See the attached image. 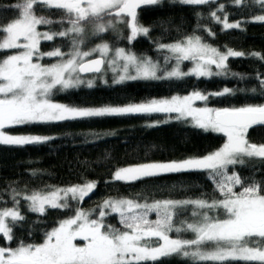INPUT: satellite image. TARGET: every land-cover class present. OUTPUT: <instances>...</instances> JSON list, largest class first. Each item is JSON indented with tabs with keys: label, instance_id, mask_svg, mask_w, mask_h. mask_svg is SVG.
<instances>
[{
	"label": "snow or ice",
	"instance_id": "snow-or-ice-1",
	"mask_svg": "<svg viewBox=\"0 0 264 264\" xmlns=\"http://www.w3.org/2000/svg\"><path fill=\"white\" fill-rule=\"evenodd\" d=\"M164 0H21L10 8L18 13L0 26V51L16 50L13 54L0 57V145L26 146L43 144L53 137L38 134L12 135L6 128L48 122L87 120L111 116L176 113L175 119L191 118L193 126L206 131L223 133L226 142L217 150L202 156L180 160L152 161L120 167L112 179L134 183L165 174L205 171L215 181L220 199L145 200L120 198L107 199L99 207L97 218H92L97 209L85 210L74 207L70 201L81 204L97 187V182L49 190H33L20 193L12 189V207L0 208V234L9 246H0V264H146L157 262L173 255L191 257L197 261L259 262L264 264V179L242 178L239 172L229 173V166H245L246 161H264V143L249 141L248 132L254 126H264V103L246 104L241 107H194L197 100L207 102L209 96L233 94L225 87L215 93L193 91L185 96L170 99H152L142 103L126 105H103L98 107L73 106L53 100L55 92L93 87L95 79L82 78L84 73H101L107 64L117 73L114 83L127 80H160L227 75V61L230 57H243L244 52L219 49L204 43L198 35L185 36L171 43H159L160 50L170 55L164 57L165 64L175 61L171 70L151 57H141L123 48H113L104 41L87 51L82 50L86 26L91 34L100 36L110 30H117L118 24H125L130 30L126 39L136 41L148 37L151 26L140 23L138 10L148 6L162 5ZM185 5H208L213 0H177ZM240 5L244 0H233ZM264 9V0H254ZM37 5L46 9L60 10L63 18L50 19L37 15ZM42 8L41 10H44ZM220 4L210 16L223 25V29H240L247 21L228 22L227 15L221 19L217 12H223ZM252 22H264V15L253 17ZM67 23L60 31H39L40 25ZM210 35L211 30H208ZM56 37L71 38L68 52L59 47L48 52L40 51L41 41H53ZM98 57L90 59L94 54ZM264 60V55L251 53ZM34 57L36 58L34 62ZM44 57L58 58L55 63L43 64ZM184 61H192L193 67L185 72ZM217 69L215 72L212 66ZM235 75V74H234ZM107 83V81H105ZM264 89V78L260 79ZM252 91H256L252 89ZM167 123V121H164ZM160 122L149 124L155 127ZM239 186L240 191H236ZM21 200L29 212L45 215L49 209H70L74 215L60 220L58 226L45 232L42 243L19 241L13 228L25 221L21 212ZM194 206L196 220L182 222L175 227L174 218L187 206ZM111 213L119 214L117 228L105 223ZM202 210V211H201ZM215 211L217 215H209ZM151 213L156 219L150 220ZM223 216V218H221ZM175 231H191L194 239L172 238ZM84 241L77 243V239ZM155 241V243H153ZM211 244V247L205 245Z\"/></svg>",
	"mask_w": 264,
	"mask_h": 264
},
{
	"label": "trees",
	"instance_id": "trees-1",
	"mask_svg": "<svg viewBox=\"0 0 264 264\" xmlns=\"http://www.w3.org/2000/svg\"><path fill=\"white\" fill-rule=\"evenodd\" d=\"M21 0H0V26L18 17L15 9L5 10ZM214 2L208 5H185L177 0H164L162 5L148 6L138 10L139 20L145 26H151L148 37L140 36L129 42L126 37L129 29L125 24H118L117 30H110L100 36L91 34V26H86L85 42L82 49L92 48L106 41L112 47H123L140 55L158 56L162 53L159 43H171L185 36L198 35L204 41L225 51L233 49L244 52L243 57L228 59V74L212 77L195 75L183 78L160 80H130L122 83L97 84L93 87L80 86L67 91L55 92L53 100L73 106L98 107L103 105H126L152 98L190 94L193 91L215 93L225 87L233 89V94L209 96L207 102L197 100L196 107L214 108L241 107L246 104L264 103V89L260 79L264 78V60L251 55H264V22L247 21L240 29H223L210 12L214 11ZM37 15L50 19L63 18L60 10L46 9L37 5ZM44 8V10H41ZM226 11L230 19H243L264 9L254 0H245L242 4H228ZM68 24L41 26L46 31H60ZM213 35H210L208 30ZM59 47L68 52L71 38L56 37L53 41H41L40 51L48 52ZM16 50L0 51V57L13 54ZM58 58L44 57L43 64L55 63ZM190 62V61H185ZM235 74V75H234ZM255 89L256 91H252ZM171 119L149 127L167 113L135 114L70 120L62 122L35 123L8 128L21 134L51 136L53 139L36 145L9 146L0 145V208L12 207V189L20 193L33 190H49L97 182L96 189L81 204L70 202L74 207L98 209L107 199L128 198L139 200L162 199H220L215 181L209 179L207 172H184L165 174L134 183L111 180L116 169L128 165L151 161L180 160L192 156H202L220 148L226 142L223 133L206 131L193 126L188 119ZM252 143H264V126H254L248 132ZM240 173L242 178L264 179V161H246L245 166H229ZM236 191H240L239 186ZM190 205L180 211L189 214ZM21 212L25 221L13 228L14 239L10 246L16 247L19 241L42 243L44 234L58 226L60 220L74 215L70 209H49L45 215L29 212L25 201L21 200ZM180 213L174 218L178 222ZM96 215V216H95ZM98 214H94L93 218ZM156 213H151L150 220H155ZM106 224L117 228L119 214L113 213L105 218ZM172 238H183L179 233H170ZM188 239H194L188 236ZM155 243V241H153ZM0 246H9L0 234ZM211 247V244L205 245ZM146 264H219L213 261H197L191 257L173 255L157 262ZM223 264H259V262L226 261Z\"/></svg>",
	"mask_w": 264,
	"mask_h": 264
},
{
	"label": "rangeland",
	"instance_id": "rangeland-1",
	"mask_svg": "<svg viewBox=\"0 0 264 264\" xmlns=\"http://www.w3.org/2000/svg\"><path fill=\"white\" fill-rule=\"evenodd\" d=\"M245 1V0H244ZM213 2L216 4V7H215V9H214V11L217 9V7L220 5V4H224L225 5V8H224V11L223 12H217V15H219V16H221V19H223L224 18V16L225 15H227V17H228V22H230V23H234V22H236L237 20H242V21H253V17L254 16H257V15H264V11L263 12H259V13H256V14H253L252 16H250V17H248V18H243V19H230V17H229V13L226 11V6L228 5V4H235L234 2H233V0H213ZM41 26H44V25H40V26H38V30L39 31H46V30H43V29H40V27ZM242 26V25H241ZM203 40V39H202ZM203 42L204 43H207V44H209V45H211L212 47H215V48H217L216 46H214V45H212V44H210L209 42H206V41H204L203 40ZM113 48H116V47H113ZM90 48H86V49H82V50H84V51H87V50H89ZM217 49H219V48H217ZM221 52H225V51H223V50H221V49H219ZM132 51V50H131ZM162 53H159L158 54V56H152V55H140V54H137L138 56H141V57H151L153 60H157V61H159L160 62V64H161V68L163 69V68H167L168 70H171V68L174 66V63H175V61L173 60V61H171V62H169L168 64H165V61H164V57L165 56H167V55H170L168 52H167V50H160ZM236 51V50H235ZM134 52V51H133ZM99 54L98 53H96V54H94L92 57H95V56H98ZM91 58V57H90ZM35 60H36V58L34 57V62H35ZM41 62V61H40ZM42 63V62H41ZM193 67V62L192 61H190V62H183L182 64H181V69L183 70V71H185V72H187V71H189L191 68ZM212 70L215 72L217 69L215 68V66L213 65L212 66ZM82 75V74H81ZM82 78H85V79H95V84H94V86L95 85H97V84H100V83H102V84H106L105 83V81H107V83H114V80L115 79H117L118 78V75H117V73L116 72H114L113 70H112V68L111 67H109L107 64L103 67V69H102V72L101 73H92V74H88V75H82ZM127 81H130V80H127ZM125 82V81H124ZM81 86H86V85H81ZM185 95H189V94H185ZM185 95H173V96H185ZM173 96H168V97H158V98H152V99H170L171 97H173ZM152 99H149V100H147V101H150V100H152ZM147 101H142V102H147ZM55 102H58V101H55ZM142 102H138V103H142ZM58 103H61V102H58ZM63 104H65V103H63ZM207 106V105H206ZM194 107H196L195 105H194ZM202 107V106H201ZM203 107H205V106H203ZM207 107H211V106H207ZM211 108H214V107H211ZM169 119H171V115L170 114H167V116L166 117H163V118H161L160 120H158L159 122H164V121H168ZM188 120L189 121H191V118H188ZM157 122V121H156ZM192 122V121H191ZM193 123V122H192ZM5 131H7L9 134H12V135H28V134H21V133H17V132H14V131H11V130H9L8 128H6L5 129ZM248 138V137H247ZM219 149V148H218ZM152 162V161H151ZM129 166V165H128ZM113 176V175H112ZM111 180H113L112 179V177H111ZM84 184V183H83ZM75 185H82V184H75ZM66 187H69V186H66ZM66 187H59V188H66ZM178 200H187V199H178ZM192 200H194V199H192ZM70 202H72V201H70ZM73 202H76V201H73ZM192 208H190V211H189V214H181L180 213V215H179V219H178V222L175 224V227H181L182 226V222H188V223H192V222H194V220H196V217H193V215H192V212L193 211H195L196 209H194V206H192V205H190ZM80 207V206H79ZM83 209H85V210H91V209H88V208H83ZM98 209H97V212H94L93 213V215L94 214H98ZM106 211H108L110 214H113V213H111V210L110 209H108V210H106ZM202 211V210H201ZM118 214V213H117ZM92 215V218L94 217ZM209 215H217V213L215 212V211H209ZM96 216V215H95ZM98 216V215H97ZM95 218H97V217H95ZM221 218H223V216H221ZM181 236H183V238H189L188 236H193V238H195V234L194 233H192L191 231H182V232H180L179 233ZM77 243H79V244H83L84 243V241H82V240H80L79 238L77 239V241H76Z\"/></svg>",
	"mask_w": 264,
	"mask_h": 264
},
{
	"label": "water",
	"instance_id": "water-1",
	"mask_svg": "<svg viewBox=\"0 0 264 264\" xmlns=\"http://www.w3.org/2000/svg\"><path fill=\"white\" fill-rule=\"evenodd\" d=\"M98 56H95V57H91L90 59H94V58H97ZM88 74H92V73H84L82 75H88Z\"/></svg>",
	"mask_w": 264,
	"mask_h": 264
}]
</instances>
